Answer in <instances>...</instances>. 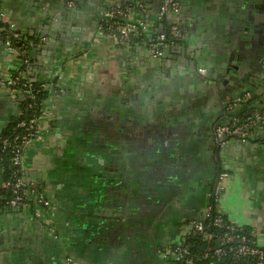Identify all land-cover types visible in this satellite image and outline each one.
<instances>
[{"label": "crops", "instance_id": "1", "mask_svg": "<svg viewBox=\"0 0 264 264\" xmlns=\"http://www.w3.org/2000/svg\"><path fill=\"white\" fill-rule=\"evenodd\" d=\"M125 1L77 0L70 9L66 0H0L4 20L31 44L25 75L57 87L47 88L20 171L53 207H0V264H168L186 224L204 218L219 171L229 176L218 211L264 240V141L216 148L211 137L224 120L221 97L264 91V45H256L264 6L250 0L238 13L234 0H184L189 35L160 62L99 33L102 9ZM158 3L136 16L155 30L167 23L151 20ZM21 65L0 40V78ZM18 112L17 95L0 83V132ZM2 172L0 160V183Z\"/></svg>", "mask_w": 264, "mask_h": 264}, {"label": "built area", "instance_id": "2", "mask_svg": "<svg viewBox=\"0 0 264 264\" xmlns=\"http://www.w3.org/2000/svg\"><path fill=\"white\" fill-rule=\"evenodd\" d=\"M76 3L77 0H66V6L70 9L74 8ZM148 6L149 4L145 0H126L123 3L104 7L101 11V18L98 24L99 33L111 35L122 48L131 46L133 44V37L141 36V40L136 44L151 51L155 57L165 55L169 48L187 37L188 27L186 22L180 18L182 10L181 0H159L157 17L159 19L168 17V22L159 30H155L153 26H150L149 23L140 18L142 15L148 14ZM137 15H140V17L136 18ZM3 17L4 15L0 11V21L3 23L0 29L6 31L3 37L4 45L9 52L16 54L17 48L14 39L18 34L12 23L5 21ZM110 19H114L113 22L104 27L101 21H108ZM27 61L26 59L24 62L26 63ZM22 79H25V76L21 72L14 76L7 74L0 78V83H3L11 90H14L15 85L18 84L28 85L29 90L24 95L27 97L34 96L30 89L31 85L26 81L21 82ZM42 87L45 89H57V87L54 88L52 83L45 82L42 83ZM249 99L250 93L245 92L225 102L224 120L218 122L214 127V138L216 141L222 143H226L232 139L242 143L264 141V97L241 110L240 108L244 104H247ZM29 107H32V104ZM19 114H21V111ZM42 115V107L38 112L32 111L29 117L17 122L15 127L21 128L20 132L14 134L11 140L7 137L1 139V148L3 151H8L13 170L11 176L3 178L0 183V207L20 212L35 208V206H40L47 212L51 208L50 202L44 194L34 190L20 172L25 151L40 133V119ZM228 176V171H223L220 174L218 192L222 187L223 180ZM6 191L9 193L8 196L5 194ZM218 192L212 197L215 209L218 212V215L214 219V224L221 226L222 218L220 214L222 213L216 207ZM213 203L208 206L205 216L210 214ZM38 211L40 212V210ZM193 231L203 232L205 237H211L204 231L202 221L194 220L189 222L186 224L180 240L171 245L167 251V255L171 256L174 261H184L185 264L190 262V259L185 258V253H187L185 239ZM235 239L236 236L226 233L219 238V243L222 244L234 241ZM239 241L240 244L237 247L230 248L236 256H256L258 264H264V240L260 242L256 239L253 242V246L247 244L244 236ZM214 253L220 255L223 254V250L216 248ZM65 264L76 263L72 259H68Z\"/></svg>", "mask_w": 264, "mask_h": 264}, {"label": "trees", "instance_id": "3", "mask_svg": "<svg viewBox=\"0 0 264 264\" xmlns=\"http://www.w3.org/2000/svg\"><path fill=\"white\" fill-rule=\"evenodd\" d=\"M132 1V0H131ZM114 19L108 21L102 20L101 23L106 27L109 23H112ZM3 23L0 21V26ZM6 31L0 29V37H4ZM141 36H136L132 38V43L136 44L141 40ZM15 45L21 56L26 57L29 54L30 46L28 41L17 35L15 37ZM24 53H21V52ZM28 63H23L20 68L12 70V75L17 73H24ZM28 82L31 85L32 94L34 96L27 97L24 95L27 94L29 90L28 85L18 84L15 85V88L18 92L23 93V98L19 100L18 107L21 111L11 123H9L1 132H0V160L3 167V178L11 176L13 167L10 164V158L8 151H3L1 148V139L7 137L12 139L13 135L20 132L21 128L15 127L17 122L21 119L29 117L32 111L38 112L45 101L48 90L42 87V82H32L28 78L22 79L21 82ZM44 83V82H43ZM51 83H56L51 81ZM32 104V107L29 105ZM5 194L8 196L9 193L6 191ZM218 215V212L215 209L214 203L213 207L210 210L208 216L200 219L204 226V231H206L211 237H205L203 232L193 231L185 239L187 245V253H185V258L190 259L188 264H258V258L256 256H236L230 248H235L240 244L239 239L244 236L248 245L253 246L254 241L256 240V235L253 233L252 229L248 226L237 225L227 218L226 215L220 214L222 218V225H215L214 219ZM231 234L236 236L234 241H228L224 243H219V238L224 234ZM221 248L223 254L216 255L215 249ZM168 264H185L184 261H174L171 256H168Z\"/></svg>", "mask_w": 264, "mask_h": 264}, {"label": "flooded vegetation", "instance_id": "4", "mask_svg": "<svg viewBox=\"0 0 264 264\" xmlns=\"http://www.w3.org/2000/svg\"><path fill=\"white\" fill-rule=\"evenodd\" d=\"M145 1H147V3H148V0H145ZM255 2H257L256 3V6L257 7H263L264 6V0H255V1H253V3H255ZM181 3H182V10H181V13H180V18H181V15L184 13V0H181ZM239 5L241 6V4H240V2H237V0H234V2L232 1V4H231V7L232 8H235V9H238V13H240V11H242V9H239L238 7H239ZM248 6V5H247ZM246 6V7H247ZM158 7H159V3L155 6V8H156V16H157V9H158ZM242 7H244V6H242ZM244 14V13H243ZM149 15V14H148ZM245 16H247V13L245 14ZM259 17H257V19H258ZM157 20H161V21H163V22H168L167 20H168V17H163V18H158ZM154 21V20H153ZM186 25H187V27H188V33H187V37H188V35H189V26H188V24L186 23ZM164 25H162V27H163ZM250 27H247L246 29H249ZM253 31H255V32H252V34L254 33V35H253V37L256 39V41L258 40V37H259V33L257 32V30H255V27H253ZM247 32H244V34H242V38L245 40L246 39V41H248L249 39H250V37H248V35L246 34ZM250 36V35H249ZM187 37L184 39V40H182V41H179L176 45L177 46H173V47H171V48H169L168 50H167V57H168V55H169V52H171V51H173L174 50V48H176V47H178V46H180V45H183L184 44V42L186 41V39H187ZM0 40L2 41V43H3V45H4V42H3V38L2 37H0ZM28 45L30 46V48H31V45L29 44V41H28ZM256 45H259V47H262L264 44L263 43H261L260 41L259 42H257L256 43ZM4 47H5V45H4ZM6 48V47H5ZM173 48V49H172ZM256 47H254L253 46V49H255ZM6 50L8 51V49L6 48ZM21 53H24L23 51L21 52ZM16 54L20 57V59H22V64L23 63H25L24 61L27 59L28 61L26 62V63H28L29 62V58H28V55L26 56V57H23V56H21V54L19 53V51L17 50L16 51ZM152 56V55H151ZM153 58H155L156 59V57L155 56H152ZM14 70H16V69H14ZM128 70H130L129 68H128ZM195 71L198 73V74H200V75H202V76H204V75H208V73L210 74V71H206V69H204V68H201V67H198V68H196L195 69ZM10 75H12V73H9ZM24 74V73H23ZM134 75V74H133ZM164 75V73H160V71H158L157 72V75H156V77L158 78V77H161V76H163ZM12 76H14V75H12ZM24 76H25V78H27V76L24 74ZM135 77V78H134ZM127 80H126V83L128 84L129 83V87L130 88H132V85H134V84H136V82H137V80H136V76H132V73H131V75L129 74L128 75V77L126 78ZM130 84H132V85H130ZM9 91H14V93H15V95H17V98H18V103H19V100L20 99H22L23 98V91L22 92H18L17 90H16V88H14V90H11V89H9L8 87H6ZM245 92H249L250 93V99H249V102L247 103V104H244L240 109L241 110H243L244 108H246V106L247 105H252V104H254V103H256V102H258L260 99H262L263 97H264V91H263V93L261 94V95H259V96H256L252 91H245ZM245 92H242V93H240V94H237V95H241V94H243V93H245ZM237 95H235V96H237ZM234 96V97H235ZM222 99H221V103H222V108H223V116H224V113H225V102L226 101H228L229 99H231V98H224V97H221ZM224 98V99H223ZM19 113H20V110H19V112H18V115H19ZM17 115V116H18ZM219 122V121H218ZM218 122H215V123H213V125H212V127H211V137H212V142H213V145L217 148V147H220V146H222L223 144H225V143H222V142H218V141H216L215 140V138H214V127H215V125L218 123ZM230 141V140H229ZM235 142L237 141V140H234ZM239 142V141H238ZM242 143V142H241ZM249 143H258V142H249ZM223 171H219V173H218V175L220 176V174L222 173ZM219 176H218V179H219ZM29 184H30V186L34 189V190H36V191H38V192H40V193H42L39 189H38V187L36 186V185H34V184H32V183H30V182H28ZM217 192H218V180H217V182H216V184L214 185V187L212 188V190L207 194V208H208V206H210V205H212V203H213V201H212V197H213V195H215V194H217ZM42 194H44V193H42ZM44 196L46 197V195L44 194ZM47 198V200L50 202V205H51V207H53L52 206V202H51V200L49 199V197H46ZM168 256V255H167ZM67 262V260H65V263Z\"/></svg>", "mask_w": 264, "mask_h": 264}, {"label": "water", "instance_id": "5", "mask_svg": "<svg viewBox=\"0 0 264 264\" xmlns=\"http://www.w3.org/2000/svg\"><path fill=\"white\" fill-rule=\"evenodd\" d=\"M249 1L250 0H241V3L240 4H241V6H244L246 8V6H247V4H248ZM184 9H185V6H184ZM157 19H158L157 16H155L153 19L151 18V20H157ZM181 19L185 21L184 13L181 15ZM40 38H42V41L41 42H42L43 46H45L47 48L48 43H47V39H45V35L43 34V32H41ZM175 46H177V45H175ZM148 53H149V55H152L153 56V53L151 51L148 50ZM166 58H167V53L165 55L161 56V57H156V60H159L160 62H162ZM232 140L234 141V139H232Z\"/></svg>", "mask_w": 264, "mask_h": 264}]
</instances>
